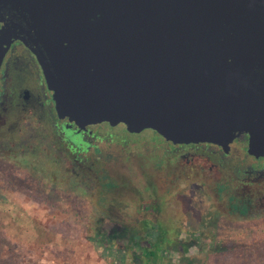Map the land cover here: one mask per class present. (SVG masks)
<instances>
[{
    "label": "water",
    "instance_id": "1",
    "mask_svg": "<svg viewBox=\"0 0 264 264\" xmlns=\"http://www.w3.org/2000/svg\"><path fill=\"white\" fill-rule=\"evenodd\" d=\"M69 115L264 158V0H0Z\"/></svg>",
    "mask_w": 264,
    "mask_h": 264
},
{
    "label": "rangeland",
    "instance_id": "2",
    "mask_svg": "<svg viewBox=\"0 0 264 264\" xmlns=\"http://www.w3.org/2000/svg\"><path fill=\"white\" fill-rule=\"evenodd\" d=\"M118 137L128 138L130 142L142 138L127 137L121 132ZM238 140L237 143L218 146L224 154L223 181L231 187L238 186L232 177L238 175L237 171L249 165L257 167ZM99 147L102 168L107 176L125 184L107 196L111 202L108 204L93 195L91 190L84 193L79 188L70 200L71 207L64 198L63 186H59V195L49 184V180L58 179L60 182L63 177L62 173L56 175L55 163H37L36 169L33 167L31 170L25 168L36 180L35 187L31 189L26 180L29 175L21 171L24 168L22 163L0 158V264H136L139 251L132 241L143 235L138 222L140 212L155 210L158 196L171 186L169 181L174 182V187L170 196L163 195L165 199H172L165 209L176 214L171 219L172 225L178 226L179 216L184 220V226H178L181 230L178 240L184 244L185 251L183 244H164L171 249L163 252L168 264H202L200 257L204 252L199 253L198 248H193L198 238L208 237V234L232 236L245 229L226 216L225 196H216L212 187L215 180L213 172L205 170L200 173L198 168L191 167L185 174L176 173L175 180L171 176L163 179L161 173L138 159L132 157L124 162L120 147L114 144H100ZM144 150L142 147L141 151ZM201 152L196 151L194 159L199 157L203 160L208 156L211 163L218 159L217 154L209 153L208 149L204 154ZM248 177L253 179L254 176L240 175L242 179ZM254 186L249 188L252 193L261 191L259 186ZM186 255L190 259L192 257L190 263L181 261V257ZM233 257L230 251L219 252L211 255L207 264H239ZM249 264L260 263L251 259Z\"/></svg>",
    "mask_w": 264,
    "mask_h": 264
},
{
    "label": "flooded vegetation",
    "instance_id": "3",
    "mask_svg": "<svg viewBox=\"0 0 264 264\" xmlns=\"http://www.w3.org/2000/svg\"><path fill=\"white\" fill-rule=\"evenodd\" d=\"M9 21L11 16L1 12L0 28ZM119 132L127 137L142 138L130 142L128 138L120 139ZM238 138L240 144L245 146L246 135L241 133L232 142L237 143ZM100 144L120 147L124 153V162L132 157L138 159L151 166L158 174L161 173L163 179L171 176L175 180L176 173L185 174L187 169L192 168H198L200 173L205 170L208 173L213 172L215 180L212 187L216 196L224 194V154L214 143L182 144L177 140L166 139L151 129L129 131L128 126L122 122L110 124L101 119L86 121L76 115L67 114L64 106L47 88L32 51L20 40H13L0 60V158L17 160L29 170L34 169L37 163H55L56 175L62 173L64 182L71 183L75 190L82 188L84 193L91 190L93 195L108 204L111 202L107 198L125 184L115 182L107 176L102 168ZM142 147L145 149L143 152ZM205 149L209 153L217 154L218 159L212 163L208 156L203 160L199 157L194 159L196 151L202 150L201 154H204ZM252 159L257 167L249 165L245 172L254 176L253 179L232 175L241 192L252 193L249 188L256 187L254 185L264 188V182L261 181L264 180V158ZM168 184L171 186L163 193L164 196H170V190L174 187V182L169 181ZM258 192L251 195H258ZM163 195L158 196L155 210L147 211L153 224L164 228L184 226L182 216L177 220L179 227L172 225L171 219L176 214L170 210L166 212L165 209L172 199H165Z\"/></svg>",
    "mask_w": 264,
    "mask_h": 264
},
{
    "label": "trees",
    "instance_id": "4",
    "mask_svg": "<svg viewBox=\"0 0 264 264\" xmlns=\"http://www.w3.org/2000/svg\"><path fill=\"white\" fill-rule=\"evenodd\" d=\"M245 169L237 171L238 175L235 177H240L242 173L248 174ZM21 171L24 175H29L27 176L28 179H26L27 184L31 189L34 188L36 180L32 178V175L25 168H22ZM62 178L60 182L58 179L49 180V184H52L53 191L59 195L61 192L59 186L62 185L65 193L64 198L67 199L68 205L71 206L70 200L75 196L76 190L71 183L64 182ZM62 181L63 183H61ZM222 189L226 199V216L239 223L240 227L245 229L236 231L232 236L208 234L206 235L208 237L198 238L193 248H198L199 253L204 252L202 258L199 256L202 259V264H207V260L211 258V255L229 251L239 264H249L251 259L255 263L264 264V188L258 192V195H251L252 193L250 192H241L238 187H231L227 183ZM71 212H73L72 209ZM140 215L139 223L143 235L132 241L133 246L139 251L138 255H136L135 263L168 264L169 261L163 255V252L171 249H167L164 244L172 242L174 245L180 244L181 246L183 243L181 244L178 240V234L181 230L177 227L164 228L153 224L152 217L147 215V212L141 211ZM245 224H248V227ZM181 261L190 263L192 257L190 259L187 255L183 256Z\"/></svg>",
    "mask_w": 264,
    "mask_h": 264
}]
</instances>
